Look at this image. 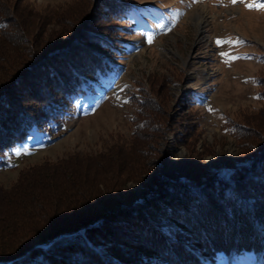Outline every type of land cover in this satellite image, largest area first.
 <instances>
[{
	"label": "trees",
	"instance_id": "16d2710c",
	"mask_svg": "<svg viewBox=\"0 0 264 264\" xmlns=\"http://www.w3.org/2000/svg\"><path fill=\"white\" fill-rule=\"evenodd\" d=\"M8 2L0 0V165L5 153L58 121L73 97L112 71L114 56L102 38L115 37L120 18L110 0H76V8L61 9L51 20L29 4L21 7V0ZM260 62L262 106L230 125L253 162L246 175L231 174L234 192H194L195 171L192 182L174 185L172 197L165 194L157 176L160 146L166 132L176 134L175 123L166 92L140 87L128 146L45 162L0 187V263L16 259L34 240L48 245L64 234L8 264H204L264 247V56ZM181 130L177 140L184 142L196 127ZM128 183L148 190L146 203L120 208Z\"/></svg>",
	"mask_w": 264,
	"mask_h": 264
},
{
	"label": "rangeland",
	"instance_id": "374dc122",
	"mask_svg": "<svg viewBox=\"0 0 264 264\" xmlns=\"http://www.w3.org/2000/svg\"><path fill=\"white\" fill-rule=\"evenodd\" d=\"M8 1L12 5L16 0ZM21 1V7L29 4L49 20L61 9L77 7L76 0ZM110 1L120 18L117 28L112 25L117 29L115 37L102 39L110 47L115 67L73 97L58 121L4 154L0 187H11L22 172L45 162L99 155L114 144L128 146L138 88L155 91L158 87L169 98L168 118L176 132H166L160 146L163 160L157 176L165 194L172 197L174 185L192 182L195 171L199 180L192 185L194 192L208 187L225 196L234 192L231 174L251 168L253 162L230 134V125L244 121L262 106L256 76L264 56V7L246 5L264 0H237L235 4L232 0ZM203 11L206 21L198 28ZM53 26L54 20L47 30ZM148 36H152L150 43ZM237 39L241 43L217 44V40ZM183 125L195 126L196 131L181 142L177 134ZM148 195L143 186L128 183L119 197L120 208L146 203ZM246 203L250 206L251 201ZM204 264H264V247L241 257L220 255Z\"/></svg>",
	"mask_w": 264,
	"mask_h": 264
},
{
	"label": "snow or ice",
	"instance_id": "6c2138e0",
	"mask_svg": "<svg viewBox=\"0 0 264 264\" xmlns=\"http://www.w3.org/2000/svg\"><path fill=\"white\" fill-rule=\"evenodd\" d=\"M232 3L233 4L237 3V0H232ZM246 6L249 7L250 9L253 8V7L259 9V8L264 7V3L247 4ZM161 27H163V25H161ZM148 41H149V43L152 41V36H148ZM223 43H236V44H239V43H241V41L239 39H237L236 41H221V40H217V44L218 45H221ZM221 55L222 56H226V57L229 56V54H227V53H221ZM239 58L240 57H229V59H239Z\"/></svg>",
	"mask_w": 264,
	"mask_h": 264
},
{
	"label": "water",
	"instance_id": "95a60500",
	"mask_svg": "<svg viewBox=\"0 0 264 264\" xmlns=\"http://www.w3.org/2000/svg\"><path fill=\"white\" fill-rule=\"evenodd\" d=\"M67 234H64V235H59V236H56L48 245H50L52 242L56 241L57 239L63 237V236H66ZM48 245H40L37 241H34L27 250H25L21 255H19L16 259L14 260H18L20 258H22L25 254H27L31 249H34V248H46ZM14 260H10L8 261L7 263H0V264H8L10 263L11 261H14Z\"/></svg>",
	"mask_w": 264,
	"mask_h": 264
},
{
	"label": "bare ground",
	"instance_id": "6f19581e",
	"mask_svg": "<svg viewBox=\"0 0 264 264\" xmlns=\"http://www.w3.org/2000/svg\"><path fill=\"white\" fill-rule=\"evenodd\" d=\"M200 15V14H199ZM201 19L198 21V28H201V26L203 25V23L206 21L205 17H206V14L205 12L203 11V15H201Z\"/></svg>",
	"mask_w": 264,
	"mask_h": 264
}]
</instances>
